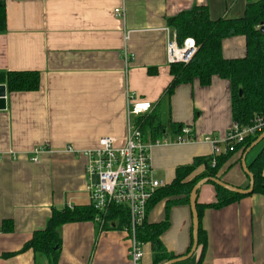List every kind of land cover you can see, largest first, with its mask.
<instances>
[{
    "label": "crops",
    "instance_id": "crops-1",
    "mask_svg": "<svg viewBox=\"0 0 264 264\" xmlns=\"http://www.w3.org/2000/svg\"><path fill=\"white\" fill-rule=\"evenodd\" d=\"M262 0H3L5 31L0 34V72H38L35 92L5 94L0 104V264H48L32 250L22 251L35 232L45 229L53 210L89 206L86 158L99 140L112 137L122 147L127 131V94L149 103L165 135L171 124L197 138L224 139L233 124L229 83L217 76L208 87L197 80L165 92L172 80L166 60L168 20L194 7L210 20H237L248 4ZM121 9L122 16L114 14ZM128 33V40L124 35ZM225 60L243 59L244 36L222 41ZM124 53L132 56L127 65ZM46 151L32 163V150ZM264 148L247 157V166ZM213 146L195 141L150 149L152 175L170 184L177 168L195 158L212 157ZM251 155L250 159L248 157ZM241 152L224 163L217 177L245 190L249 179ZM197 168L189 179L202 173ZM264 176V168L262 170ZM213 185L201 186L197 204L217 200ZM166 199L152 207L147 223L168 220L160 237L174 259L187 255L192 238L190 207ZM168 207V209H167ZM204 247L177 264H264V195H247L219 209L200 211ZM11 231H4L3 224ZM96 221L61 227L58 264H132L124 230H102ZM9 230V229H8ZM143 244L140 264H151Z\"/></svg>",
    "mask_w": 264,
    "mask_h": 264
},
{
    "label": "trees",
    "instance_id": "trees-1",
    "mask_svg": "<svg viewBox=\"0 0 264 264\" xmlns=\"http://www.w3.org/2000/svg\"><path fill=\"white\" fill-rule=\"evenodd\" d=\"M262 26H264V0L248 4L243 18L237 20L220 19L212 21L209 18L208 9L204 6L194 7L190 11L169 19L168 27L176 33L177 42L181 45L185 39L191 38L197 47V51L187 65H170L172 80L166 89V96L172 95L178 85L191 84L194 80H197L201 87H208L212 77L217 76L229 83L231 116L234 124L241 127L248 126L255 116L264 115V33L261 31ZM5 28V9L4 3L1 1L0 34L5 31ZM235 36H244L246 55L243 59L225 60L221 52L222 41ZM0 85L5 86L8 93L35 92L40 86V75L38 72H0ZM134 123L142 133L143 138L151 142L165 135L164 127L157 114L136 118ZM183 127L179 124H171L168 133L171 136L179 135ZM262 132L257 136L247 137L242 143L235 145L231 152H226L225 155L213 158H195L190 165L177 168L173 181L153 194L146 206V219L136 229L135 234L140 243L150 246L151 264H162L173 260L174 256L166 252L160 240L162 234L169 227L168 220L165 219L157 224L147 223L149 210L162 200L169 198L175 199L173 204L189 206L190 194L194 186L205 178L221 181L217 175L229 157L237 152H241L243 155ZM201 166L203 167L202 173L189 179L194 171ZM247 168L254 179L253 191L250 195L255 193L264 195V176L262 173L264 148ZM209 184L213 185L216 190L217 201L209 205H200L196 201L198 221L202 209H219L244 197L231 194L213 183ZM128 216L127 209L122 206H111L106 214H99L91 205L53 210L45 229L35 232L31 240L24 245L22 251L32 250L36 256H44L48 260V264H58L61 248L60 230L63 225L96 221V217H99L100 222L96 223L102 227V230H124L129 225ZM5 226L6 223L2 226L4 231L12 230L10 229L12 224H8L9 230ZM198 245L204 247L200 221ZM191 247L192 238L187 254Z\"/></svg>",
    "mask_w": 264,
    "mask_h": 264
},
{
    "label": "built area",
    "instance_id": "built-area-1",
    "mask_svg": "<svg viewBox=\"0 0 264 264\" xmlns=\"http://www.w3.org/2000/svg\"><path fill=\"white\" fill-rule=\"evenodd\" d=\"M3 0H0V2ZM114 14L122 16L121 9L114 10ZM168 32L166 45V60L168 65H187L197 51L193 39H185L180 45L175 32ZM128 40V33L124 41ZM124 63L127 65L130 55L124 53ZM127 131L125 144L116 147V140L103 137L95 150L79 152L86 158V175L88 178L87 194L90 205L99 214H106L111 206H122L127 209L128 228L124 229L130 240L128 256L132 264H140L142 260V246L136 237V229L146 219V206L153 194L165 184L152 175L150 163V149L156 145L182 144L201 141L213 146L212 158L220 154L218 142L208 136L197 138L187 127H183L181 134L162 138L151 142L143 138L142 133L134 123L136 118L146 116L150 111L149 103L138 100L133 94H127ZM264 131V115L255 116L248 126L232 124L224 139L226 152H231L235 145L242 143L247 137L257 136ZM46 151V146H39L32 150L31 162L37 163L38 156ZM214 164V161H213ZM96 222H100L96 217Z\"/></svg>",
    "mask_w": 264,
    "mask_h": 264
},
{
    "label": "water",
    "instance_id": "water-1",
    "mask_svg": "<svg viewBox=\"0 0 264 264\" xmlns=\"http://www.w3.org/2000/svg\"><path fill=\"white\" fill-rule=\"evenodd\" d=\"M261 31L264 33V26L261 27ZM5 94H6V87L3 85H0V104L1 108L4 109L5 105ZM264 140V131L262 132L261 135L257 137V139L249 146L247 150H245L244 154L241 157L240 160V166L244 174L248 177L249 179V185L248 188L245 190L238 189L231 187L227 184H225L222 181H219L217 179L213 178H205L203 180H200L192 189L191 194H190V199H189V207L191 211V216H192V247L189 251V253L185 256H182L180 258H175L173 260L164 262L162 264H177L186 261L189 259L196 251V248L198 246V228H199V221H198V215L196 211V200H197V193L201 186L208 184V183H213L217 185L218 187L226 190L227 192L231 194H236V195H241V196H247L250 195L253 191V186H254V179L252 174L248 171L247 164H246V157L247 155L255 148L257 147L262 141Z\"/></svg>",
    "mask_w": 264,
    "mask_h": 264
},
{
    "label": "rangeland",
    "instance_id": "rangeland-1",
    "mask_svg": "<svg viewBox=\"0 0 264 264\" xmlns=\"http://www.w3.org/2000/svg\"><path fill=\"white\" fill-rule=\"evenodd\" d=\"M262 146H264V140L256 147L257 149L252 152L251 154H255L257 152V150H259V148H261ZM251 155L248 157V159H250Z\"/></svg>",
    "mask_w": 264,
    "mask_h": 264
}]
</instances>
